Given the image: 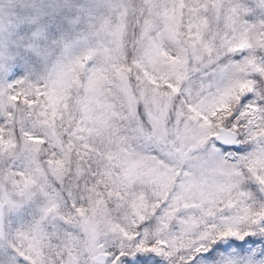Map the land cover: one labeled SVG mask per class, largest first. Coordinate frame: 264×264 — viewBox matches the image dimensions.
Segmentation results:
<instances>
[{"label":"snow or ice","instance_id":"obj_1","mask_svg":"<svg viewBox=\"0 0 264 264\" xmlns=\"http://www.w3.org/2000/svg\"><path fill=\"white\" fill-rule=\"evenodd\" d=\"M0 264H264V0H0Z\"/></svg>","mask_w":264,"mask_h":264}]
</instances>
